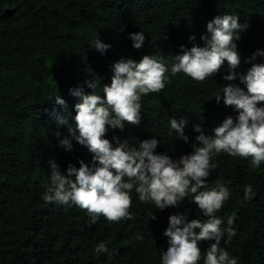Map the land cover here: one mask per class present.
Returning a JSON list of instances; mask_svg holds the SVG:
<instances>
[{
    "label": "trees",
    "instance_id": "16d2710c",
    "mask_svg": "<svg viewBox=\"0 0 264 264\" xmlns=\"http://www.w3.org/2000/svg\"><path fill=\"white\" fill-rule=\"evenodd\" d=\"M225 14L248 25L236 41L240 64L235 72L246 74L253 64H264V56L251 59L264 51V0H0V264H161L169 216L207 219L191 195L178 207L159 210L140 202L133 189L132 219L109 223L100 217L94 225L76 206L48 203L43 197L51 187L50 161L62 174L68 165L79 168L80 161L92 166L88 149L57 123L65 117L75 126L74 106L80 101L72 93L91 94L88 84L96 83L95 94L103 96L112 66L122 58L139 62L145 55L156 56L170 68L174 56L182 54L181 46L203 47L201 36H210L207 23ZM141 31L144 44L134 49L130 34ZM96 38L110 45L104 53L92 46ZM229 71L225 62L204 83L169 71L162 91L141 97L140 124L109 128L105 138L126 139L133 147L156 138L157 154L173 160L191 154L200 134L194 126L211 135L225 118L235 120L238 114L224 105L222 96L219 103L215 100L229 83L246 91L239 79H223ZM57 95L63 105L55 102ZM171 119L187 121V142L170 129ZM65 138L70 150L61 144ZM212 163L216 168L206 182L215 187L220 180L230 193L216 213L223 220L221 229L234 218L235 235L229 239L225 232L220 247L237 264H264V163L253 169L248 159L227 153ZM249 185L254 195L245 200ZM101 242L109 252L97 255L94 249ZM211 243L199 242L198 264H204Z\"/></svg>",
    "mask_w": 264,
    "mask_h": 264
},
{
    "label": "clouds",
    "instance_id": "9594fccd",
    "mask_svg": "<svg viewBox=\"0 0 264 264\" xmlns=\"http://www.w3.org/2000/svg\"><path fill=\"white\" fill-rule=\"evenodd\" d=\"M247 27L238 22L237 15L216 16L206 25L210 36H201L204 46L193 45L187 50L181 46L182 54L174 56L170 68L156 56L145 55L139 62L122 58L112 66L111 83L103 86V96L95 94L96 83L88 84L93 89L91 94L74 91L72 94L80 101L74 106L75 126L65 117H58L57 123L67 126L72 139L88 149L92 166L80 161L79 168L68 165L66 174H62L50 161L51 187L44 201L74 205L85 211L90 224L94 225L100 217L109 223L132 219L129 210L133 189L140 202L152 203L159 210L178 207L191 195V202L207 219L189 222L184 214L169 216V226L164 232L168 247L161 252V264H198L202 257L201 241H213L204 252V264H237V260L220 247L225 232L229 239L235 235L231 227L234 218L229 217L228 227L222 230L223 220L216 216L229 198V189L220 180L215 187H209L206 181L216 168L213 158L221 153L248 159L253 169L264 163V106H258L264 105V64H253L246 74L235 72L240 64L236 41ZM130 39L132 47L140 49L145 35L142 31L131 33ZM92 46L101 53L110 47L98 38ZM256 56H264V51L258 50L251 59ZM225 62L230 71L223 79H239L246 91L229 83L215 100L219 103L222 96L224 105L238 114L235 120L231 116L225 118L211 135L194 126V131L200 134L195 137L198 145H192L191 154L181 155L177 160L167 154H157L155 149L160 141L156 138L139 141L138 147L129 146L126 139L116 136L112 141L105 138L109 128L123 130L126 124H140L141 97L162 91L169 71L172 76L183 73L197 83H204L217 75ZM55 102L64 104L58 95ZM186 123L170 120V129L185 142L188 141L184 135ZM61 144L71 149L67 138L61 140ZM253 195L252 187L245 186L244 199L251 200ZM150 219H156L153 213ZM94 252L99 255L108 253L109 249L101 242Z\"/></svg>",
    "mask_w": 264,
    "mask_h": 264
}]
</instances>
